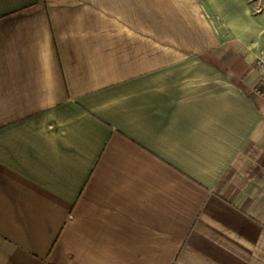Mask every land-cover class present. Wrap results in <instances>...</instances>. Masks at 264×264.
Here are the masks:
<instances>
[{"label": "crops", "instance_id": "crops-1", "mask_svg": "<svg viewBox=\"0 0 264 264\" xmlns=\"http://www.w3.org/2000/svg\"><path fill=\"white\" fill-rule=\"evenodd\" d=\"M260 56L264 0H0V264H264Z\"/></svg>", "mask_w": 264, "mask_h": 264}, {"label": "built area", "instance_id": "built-area-1", "mask_svg": "<svg viewBox=\"0 0 264 264\" xmlns=\"http://www.w3.org/2000/svg\"><path fill=\"white\" fill-rule=\"evenodd\" d=\"M256 66L259 71V78L256 85L257 92H260V90L264 87V56H260L256 60Z\"/></svg>", "mask_w": 264, "mask_h": 264}, {"label": "rangeland", "instance_id": "rangeland-1", "mask_svg": "<svg viewBox=\"0 0 264 264\" xmlns=\"http://www.w3.org/2000/svg\"><path fill=\"white\" fill-rule=\"evenodd\" d=\"M203 8H204V11L206 12V14L209 15V18L212 20V23H213L214 27L216 28V30L218 31V33L221 34L222 29H223V23L221 21H218L216 19V16H214L212 14V12L205 5L203 6Z\"/></svg>", "mask_w": 264, "mask_h": 264}]
</instances>
